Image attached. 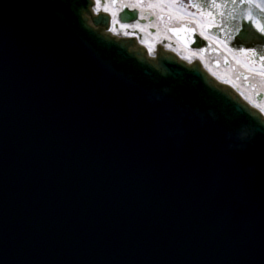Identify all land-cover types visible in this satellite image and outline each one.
Segmentation results:
<instances>
[{
    "label": "water",
    "instance_id": "95a60500",
    "mask_svg": "<svg viewBox=\"0 0 264 264\" xmlns=\"http://www.w3.org/2000/svg\"><path fill=\"white\" fill-rule=\"evenodd\" d=\"M219 2L207 35L264 43L247 5ZM93 5L0 0V264H264V117L199 62L112 35ZM117 19L144 22L124 5ZM193 32L168 30L221 54Z\"/></svg>",
    "mask_w": 264,
    "mask_h": 264
},
{
    "label": "bare ground",
    "instance_id": "6f19581e",
    "mask_svg": "<svg viewBox=\"0 0 264 264\" xmlns=\"http://www.w3.org/2000/svg\"><path fill=\"white\" fill-rule=\"evenodd\" d=\"M122 2H124V0H119L120 4ZM102 3L103 6L104 4H110V0H103ZM103 6H101L100 10H103ZM110 7H111V11L108 13L110 14L111 12H115L116 14L118 13L116 9H113L112 5H110ZM149 16L150 15L145 14V11H139V17L140 18L144 17L143 18L144 22L137 21L134 24H130L132 26L139 24L140 25L139 28L129 27L128 29L125 30V29H121L120 24L118 23L117 26L113 25L112 29H114V32L118 34L120 33L119 31H121V33H125V31H127L128 33H130L129 35L131 36L140 35L144 37V41H142V43H144L145 41L147 42L154 41V43H151L152 48L155 47L156 44L155 41H159L161 43L163 42L164 47L166 49H170L174 51L175 53L180 55V57L186 60H190L194 55L200 56L202 62L209 69L212 75H214L218 80L232 85L233 88L240 93V95H242L248 101H251L256 107L260 108L264 113V87L258 83L254 75H251L239 65L236 64L233 65V63H231L230 67H218V68L212 67V62L207 56L197 53V51L195 50L184 48L171 36H169L167 32L163 30H159L157 28L156 19L153 20L152 22L148 21ZM150 30H153L154 32H151ZM227 57L229 58L230 61H232V58L229 55ZM245 77H247V79H245ZM258 93H261L263 96L262 100L259 102L254 99V95H257Z\"/></svg>",
    "mask_w": 264,
    "mask_h": 264
},
{
    "label": "snow or ice",
    "instance_id": "6c2138e0",
    "mask_svg": "<svg viewBox=\"0 0 264 264\" xmlns=\"http://www.w3.org/2000/svg\"><path fill=\"white\" fill-rule=\"evenodd\" d=\"M117 2V0H110V4H104L103 6V11L104 12H110L111 11V7L110 5H114ZM169 3V5H171L172 2H174V0H160V3ZM230 2L233 5L237 4V0H230ZM239 4L240 5H247L248 7L244 10V12L242 13V17L243 19L249 21L251 23L252 26L255 27L256 31L259 32L261 35L258 39H260L262 42H264V22H261L260 19L255 18L253 16L252 13V8H258L261 12H264V0H239ZM141 5V0H137V3L131 4V5H124V7H139ZM102 6V0H95V8L97 11H100ZM151 6V5H150ZM227 4H221L219 2V0H210V3L208 5L209 10L207 12L203 11L202 6L199 4H192V7H195L197 9H200V14L203 16H207L208 17V23L207 25H201V32H200V36H203L205 40L209 39V37L206 35L204 29L205 28H220L221 25L217 24L216 22V16L213 13V11L211 9H221L226 7ZM112 15V24L115 25L117 23H120V21L116 18V13L115 12H111ZM219 15L223 16L224 13L221 11L219 13ZM144 17H141V19H143ZM232 19H234L235 17L232 16ZM124 20H128L129 17L127 16V14H125V16L123 17ZM160 19H163V17H160ZM93 23L95 24L96 21H93ZM120 27L121 29H128L129 27H136L139 28L140 25L136 24L134 26L129 25L127 23H120ZM242 29L241 25H238L236 28L237 32H240ZM114 30V29H113ZM174 35H177L178 38H180V33L184 32L187 33L188 35L183 37V42L185 44V46H187L189 44V42L196 44L197 41L195 39L192 38L194 32L191 29L188 28H183V29H169ZM221 30H223L221 28ZM244 31H248L249 29L247 28H243ZM130 33H128L127 31H125V35H129ZM148 48L151 50L152 48V44L145 41L144 42ZM216 43L219 45H223L224 47H227V42L224 40H220L219 38H217ZM199 47V45H197ZM264 47V43L261 44H257L255 47L249 48L246 47L244 44L240 43L238 40L235 44V48L236 50L240 51L241 53H243L245 56L251 55L253 58H258V60L260 61L262 67H264V54H258L257 49ZM232 49H229V51H231ZM200 51L203 52L204 49L200 48ZM261 75H264V72L260 73ZM245 79H247V77H245Z\"/></svg>",
    "mask_w": 264,
    "mask_h": 264
},
{
    "label": "rangeland",
    "instance_id": "374dc122",
    "mask_svg": "<svg viewBox=\"0 0 264 264\" xmlns=\"http://www.w3.org/2000/svg\"><path fill=\"white\" fill-rule=\"evenodd\" d=\"M125 1H127L129 4L136 3L132 0ZM139 7L150 10V12H152L156 18L157 28L165 32L170 26L179 25L182 22L191 23L199 32H201V25H207L208 23L207 19L204 17L189 11V9L186 7H182V0H174L171 5H169L167 2L160 3V0H153L149 1L147 6ZM160 17H163V19H160ZM139 38L144 41V37L141 36ZM149 43H154V41H150ZM232 60L234 64L241 66L244 70L253 74L258 83L264 87V75L260 74L261 72H264V68L252 65L246 59L236 55L232 56Z\"/></svg>",
    "mask_w": 264,
    "mask_h": 264
},
{
    "label": "flooded vegetation",
    "instance_id": "af4514ba",
    "mask_svg": "<svg viewBox=\"0 0 264 264\" xmlns=\"http://www.w3.org/2000/svg\"><path fill=\"white\" fill-rule=\"evenodd\" d=\"M149 1H153V0H141V6L143 7L147 6ZM193 2L194 0H182V7H186L189 9V11L201 15L199 14V10L197 8L192 7Z\"/></svg>",
    "mask_w": 264,
    "mask_h": 264
}]
</instances>
